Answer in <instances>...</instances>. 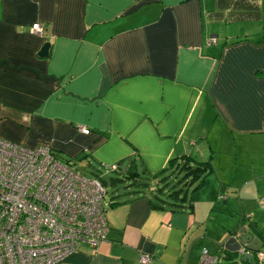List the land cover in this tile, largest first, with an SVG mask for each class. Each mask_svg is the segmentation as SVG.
<instances>
[{
	"label": "crops",
	"instance_id": "1",
	"mask_svg": "<svg viewBox=\"0 0 264 264\" xmlns=\"http://www.w3.org/2000/svg\"><path fill=\"white\" fill-rule=\"evenodd\" d=\"M0 104L3 138L72 165L212 166L178 209L105 195V240L55 264H225L240 217L264 241V0H1Z\"/></svg>",
	"mask_w": 264,
	"mask_h": 264
},
{
	"label": "built area",
	"instance_id": "2",
	"mask_svg": "<svg viewBox=\"0 0 264 264\" xmlns=\"http://www.w3.org/2000/svg\"><path fill=\"white\" fill-rule=\"evenodd\" d=\"M30 31L45 30L34 23ZM76 128L90 132L83 124ZM105 195L100 179L80 173L48 145L28 147L0 135V264H55L81 247L96 252L108 232ZM138 260L147 264L152 256L141 253ZM202 260L217 263L206 249ZM254 264H264V241Z\"/></svg>",
	"mask_w": 264,
	"mask_h": 264
},
{
	"label": "trees",
	"instance_id": "3",
	"mask_svg": "<svg viewBox=\"0 0 264 264\" xmlns=\"http://www.w3.org/2000/svg\"><path fill=\"white\" fill-rule=\"evenodd\" d=\"M131 163L134 164L128 163L124 168L119 163L116 170H108L118 174V177L111 178L112 182L129 180V185H134L135 190L149 189L156 201L155 206L167 205L170 209L183 207L187 194L200 186L204 176L212 171L209 161H195L188 155L172 157L168 165L157 173L139 169L135 160L132 162L131 159ZM101 167L100 170L106 169L103 164ZM95 176L104 185L105 181L101 174L96 172ZM244 262L241 258L237 259L235 254L229 253L228 261L225 264H245Z\"/></svg>",
	"mask_w": 264,
	"mask_h": 264
},
{
	"label": "water",
	"instance_id": "4",
	"mask_svg": "<svg viewBox=\"0 0 264 264\" xmlns=\"http://www.w3.org/2000/svg\"><path fill=\"white\" fill-rule=\"evenodd\" d=\"M49 43H45L39 51V56L43 57L48 54ZM238 224L229 232L227 237L221 242L224 249L236 253H241L242 249H246L242 255V260H253V252H257L262 246V240L254 237L252 231H246L248 225L240 226L243 223V217L239 218Z\"/></svg>",
	"mask_w": 264,
	"mask_h": 264
},
{
	"label": "rangeland",
	"instance_id": "5",
	"mask_svg": "<svg viewBox=\"0 0 264 264\" xmlns=\"http://www.w3.org/2000/svg\"><path fill=\"white\" fill-rule=\"evenodd\" d=\"M84 160L82 159L80 162H83ZM78 161L73 162V166L74 168L79 171L80 173L86 175V176H95V173L98 172L97 169V165L93 162H91L90 165L88 164H84V163H80ZM101 174L102 179L105 181L104 183V187L107 190L106 195L108 197L112 196L113 194H119V195H124V191L128 190H135V186L134 185H129V180H120L117 181L116 183H113L111 178L114 177H118V174L114 173V172H105L104 170H102V172H98ZM105 197V201H107L108 197Z\"/></svg>",
	"mask_w": 264,
	"mask_h": 264
}]
</instances>
